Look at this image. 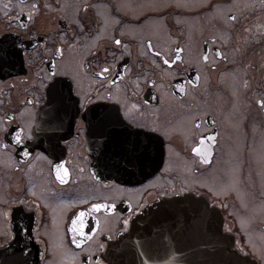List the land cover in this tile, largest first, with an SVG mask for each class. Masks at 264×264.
<instances>
[{"label":"flooded vegetation","instance_id":"flooded-vegetation-1","mask_svg":"<svg viewBox=\"0 0 264 264\" xmlns=\"http://www.w3.org/2000/svg\"><path fill=\"white\" fill-rule=\"evenodd\" d=\"M186 1L0 0V264H53L62 234L81 264H110L103 253L138 214L185 193L220 207L231 230L235 214L228 205L238 201V192L219 194L204 181L219 157L248 150L255 136L248 114L236 126L227 122L238 117L233 108L227 111L235 100L232 73L243 83L244 99L264 115V0ZM221 7L224 19L208 18L202 32L195 28ZM217 24L222 32L209 31ZM103 68L109 72L101 75ZM60 83L71 89L66 99L78 109L75 117L37 121L48 100L66 104L56 95ZM97 105L118 110L123 121L107 143L83 119L86 108ZM165 121H189L183 124L189 132H167ZM116 140L129 151H120ZM190 162L186 181L183 168ZM60 165L68 170L63 183ZM37 190L51 202L64 200L62 206L52 202L53 208ZM96 203L114 209L97 211ZM105 219L115 220L113 228L104 229ZM236 242L264 264L246 238Z\"/></svg>","mask_w":264,"mask_h":264},{"label":"water","instance_id":"water-1","mask_svg":"<svg viewBox=\"0 0 264 264\" xmlns=\"http://www.w3.org/2000/svg\"><path fill=\"white\" fill-rule=\"evenodd\" d=\"M56 95L70 98L62 83L56 86ZM66 101L48 100L37 121L74 118L77 108ZM103 257L110 264H259L240 252L235 236L223 230L221 210L203 196L189 193L149 205L127 232L109 243Z\"/></svg>","mask_w":264,"mask_h":264},{"label":"rangeland","instance_id":"rangeland-1","mask_svg":"<svg viewBox=\"0 0 264 264\" xmlns=\"http://www.w3.org/2000/svg\"><path fill=\"white\" fill-rule=\"evenodd\" d=\"M251 1V0H250ZM184 2H187L184 0ZM256 6L255 3H249L248 6ZM264 5V2H260V7ZM226 8H219L213 14L211 13L206 18H201L199 20V24H196V29L201 32L204 30L203 22L208 18L211 21H214V18H223L220 16L222 12H224ZM256 13V12H253ZM208 20V21H209ZM196 20L192 19L191 23H195ZM194 26V25H193ZM206 27V25H205ZM224 28H222L219 24L214 25L209 29L216 31V34L222 32ZM228 36V34H227ZM226 36V38H227ZM225 38V39H226ZM262 64H264V59ZM260 67V66H259ZM234 83L229 84L230 88L233 91L234 102L232 106H230L227 111L231 108L232 114L234 116H238L235 119H231L234 117H229L228 112L225 111V115L227 118V122L234 124L236 126V122L240 124V122L245 119L246 114H248V119L251 121V124L255 127V136L254 141L253 137L249 140L248 150L245 148L241 151V147L232 155L219 157L216 162V170L211 173L210 177L205 180V184H208L209 187L214 189L219 194H227L230 190H234L238 192L239 199L236 203L229 204L231 213L235 214L236 223L230 222L231 228L236 224L241 229L240 231L243 233L246 238V243L252 247V249L260 254L264 258V115L263 113H259L257 107H253L252 104L245 100L243 97V83H241V79L237 73L231 76ZM242 84V85H241ZM221 93H219V96ZM208 105L205 102H198L199 106ZM241 109L243 112L241 113ZM199 112V108L194 107V115ZM239 113L241 115H239ZM193 115V112H190L189 115L184 116L185 120L190 119ZM241 120V121H240ZM189 121H176L174 124H171V121H165L162 124V127L165 131L170 132L171 130H183L186 133L189 131L184 127L183 124H187ZM263 123V125H262ZM188 125V124H187ZM189 126V125H188ZM235 130V128H234ZM229 149V148H228ZM231 148L230 150H232ZM237 149V147H236ZM235 150V149H234ZM172 157L176 156L177 153L175 149L171 150ZM2 157H0L1 160ZM5 161V158H3ZM173 164V163H172ZM180 166V158H178L177 167ZM176 167V168H177ZM191 162L187 163L183 168L186 175V181L191 180L190 169ZM3 169L0 167V203L3 200L1 187L4 186ZM38 187L42 188L49 194V190L44 187L43 184L38 183ZM86 189H83L84 191ZM37 192L44 197V199L54 208L52 202H56L58 206H62L63 201L58 199H53L52 202L48 199L49 197L43 194L41 191ZM91 194H85L82 196L83 199L90 197ZM240 201V205H239ZM238 203V204H237ZM236 205V206H233ZM1 211V210H0ZM233 214V215H234ZM114 219L109 221L105 219L106 228L114 226ZM62 224V223H61ZM3 228V223L0 220V231ZM230 228V227H229ZM231 231V230H228ZM55 248L58 254L57 261L53 264H81L78 255L70 250H67L64 242H63V234L61 235V240H57L55 243ZM51 260V264H52Z\"/></svg>","mask_w":264,"mask_h":264},{"label":"snow or ice","instance_id":"snow-or-ice-1","mask_svg":"<svg viewBox=\"0 0 264 264\" xmlns=\"http://www.w3.org/2000/svg\"><path fill=\"white\" fill-rule=\"evenodd\" d=\"M35 7V6H34ZM230 19H235L234 17H230ZM116 44H120L119 40L115 41ZM157 55H160L157 53ZM177 60L180 59L179 56L176 57ZM207 59V57H205ZM176 61H172L174 64ZM165 65L169 64V60L165 59L163 61ZM109 72L108 68H103L101 70V75L107 74ZM114 83V82H113ZM55 88V85L52 86ZM71 89L69 88V92ZM104 99H110L111 96L103 97ZM86 99L88 102H90L91 98L86 96ZM97 108L100 109V111H97L95 108H86V112L83 116V119L86 121L88 124V127L90 130L94 132L95 135H97L103 143H107V138L109 135H111L112 131H114L116 128L122 127L123 126V121L119 115V111L117 110L116 112H112L107 109L106 105H97ZM78 111V109H77ZM90 113V115H89ZM209 139H212L209 137ZM17 142H21V137L17 136L16 137ZM115 146L122 152L129 151V149L126 147V142L116 140L115 141ZM192 151H199L198 149L194 148ZM29 153L25 152L24 155H28ZM129 163H131V160H129ZM61 169H63V175L60 174ZM68 176V170L63 167V165H60L57 168V177L60 180L61 183L65 181V177ZM92 208L94 210H100L101 208H106L108 211H112L114 209L113 206H109L107 204H100L96 203L92 205ZM85 216V212H80L78 216V222L80 226L83 228L84 227V220L83 217ZM77 221H74L73 223H76ZM125 224H127V220H125ZM75 231V229H73ZM81 235H86V233L81 232Z\"/></svg>","mask_w":264,"mask_h":264}]
</instances>
